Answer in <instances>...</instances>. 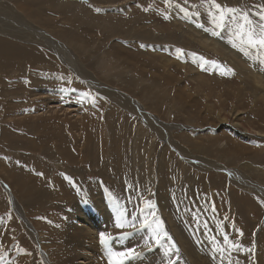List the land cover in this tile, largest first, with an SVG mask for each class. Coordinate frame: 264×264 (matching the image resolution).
<instances>
[{"label": "rangeland", "instance_id": "1", "mask_svg": "<svg viewBox=\"0 0 264 264\" xmlns=\"http://www.w3.org/2000/svg\"><path fill=\"white\" fill-rule=\"evenodd\" d=\"M16 1L0 16V264H264V52L197 42L234 29L222 14L259 39L264 0Z\"/></svg>", "mask_w": 264, "mask_h": 264}, {"label": "bare ground", "instance_id": "2", "mask_svg": "<svg viewBox=\"0 0 264 264\" xmlns=\"http://www.w3.org/2000/svg\"><path fill=\"white\" fill-rule=\"evenodd\" d=\"M43 0H35L34 2H37V3H41ZM46 2L48 1V0H45ZM54 1V0H53ZM56 1V0H55ZM27 2V1H26ZM25 2V3H26ZM30 2H31V0H30ZM24 3V2H23ZM19 4H21V2H19V1H14V4H11L13 7H11V5L10 4H8V3H5V2H3L2 0H0V16L1 15H5V13H9V14H14L15 13V11H16V9L19 7ZM172 8H174V7H172ZM171 10V9H170ZM128 11V10H127ZM33 12V9H32V11H30V15H32L33 16V14H31ZM171 12V11H170ZM177 13H178V10H177ZM176 15V14H175ZM174 17V18H173ZM172 18H173V20H175V18H177V17H175V16H172ZM15 19L19 22L20 21V19L18 18V17H14V19L12 18L11 19V21L13 22L12 24H11V27H8V29H9V31H11V35H13V34H17V35H19V33L23 30L24 32H26V29H27V27H25L21 22H19L18 24H16L15 22ZM224 20H226V21H230L231 22V25H233L232 27L234 28V29H231V28H225L224 30H222V36L223 37H221L220 39V41H219V43L217 42V40H219L218 38L216 39V37H214V38H210L209 36V38L210 39H208V38H206V39H203V40H200V41H197V42H199L198 44H200V45H204L205 43H204V41L205 42H207L208 43V46L207 47H209V48H211L212 49V51H214V52H218V53H220L221 55H224V52H223V50L225 51V49L227 50V49H231V51H230V53L231 54H234V53H236V50H238V49H236V48H238V47H236L238 44L239 45H241V44H243V45H241V46H248L247 44V41L245 42V40H244V38L245 39H247L248 37H247V33H248V31L246 32V30L243 32L242 30H239L240 32H242L243 33V37L241 38L240 37V35H237V34H235V29H238V26L240 27V25H237V22L235 23V20H233V19H231V18H226V17H224L223 18ZM172 20V19H171ZM206 20V19H205ZM182 22V21H181ZM229 22V23H230ZM178 24H180L179 22H177ZM183 23V22H182ZM189 23V22H188ZM190 25V24H189ZM237 25V26H236ZM191 26V25H190ZM243 26V25H242ZM185 27V26H184ZM188 27V26H187ZM26 28V29H25ZM248 28V27H247ZM5 29L6 28H4L3 30H1L0 32H4L5 31ZM188 29V28H187ZM190 29V28H189ZM30 30V29H29ZM38 30V29H37ZM37 30H33L34 32H37ZM40 30V29H39ZM181 30V29H180ZM183 30V29H182ZM194 31V30H193ZM32 32V31H31ZM185 32V31H184ZM28 33H30L29 31H28ZM33 33V32H32ZM38 33V32H37ZM186 33H188V32H186ZM210 33V32H209ZM36 34V33H35ZM35 34H34V36H35ZM39 35H41V36H43L42 35V33L40 32V33H38ZM37 34V35H38ZM17 35H15V36H17ZM31 35H33V34H31ZM188 35V34H187ZM191 34H189V36H190ZM195 35V34H194ZM246 35V36H245ZM40 37V36H39ZM191 37V36H190ZM198 37H199V35H198ZM202 37V36H201ZM204 37V36H203ZM213 37V36H212ZM42 38H45V36H43ZM193 38V37H192ZM253 38L254 39H256L257 38V36L255 35V33H253ZM196 39H197V37H196ZM200 39V38H199ZM191 40H193V39H191ZM198 40V39H197ZM257 40H258V38H257ZM154 42H156V41H154ZM194 42H196V41H194ZM196 42V43H197ZM233 45H235V46H233ZM252 46V45H251ZM204 47H205V45H204ZM234 47V48H233ZM256 47H258V49H261L263 52H264V46H261V45H259V46H256ZM246 50V49H245ZM259 51V50H258ZM175 52V51H174ZM251 53V55H252V51L250 52ZM254 54H255V51H254ZM251 55L249 56V57H251ZM259 55H261V54H259ZM263 55H264V53H263ZM239 56V55H238ZM248 56V55H247ZM246 56V57H247ZM256 56V55H255ZM188 57V56H187ZM248 57V58H249ZM185 58H186V56H185ZM233 58V57H232ZM236 58H237V55H236ZM236 58H234V62H235V59ZM242 58V57H241ZM248 58H247V60H248ZM260 58V57H259ZM186 59H188V58H186ZM244 59V58H243ZM242 59V60H243ZM237 60H238V58H237ZM3 63H5V61H2ZM189 62V61H188ZM233 62V61H232ZM252 62V61H251ZM258 62V61H257ZM238 63V62H237ZM193 64V63H192ZM239 64V63H238ZM242 64V63H241ZM253 64V63H252ZM186 65V64H185ZM239 66V65H238ZM254 66V65H253ZM260 67V66H259ZM258 69H260V71H262V70H264L263 68H258ZM197 70V69H196ZM257 71V70H256ZM260 71H258V75H261V73H260ZM196 72H198V71H196ZM256 73V72H255ZM254 73V74H255ZM198 75V73H195V75ZM201 76V75H200ZM165 78H167V79H172L173 77L171 76V75H165L164 76ZM169 77V78H168ZM192 78H194V76L192 75L191 76ZM198 77H199V75H198ZM263 78V77H262ZM259 80H260V78H258ZM204 80V79H203ZM257 80V79H256ZM259 80H257V81H259ZM168 81V80H167ZM206 81V80H205ZM262 81H263V79H262ZM254 83V82H253ZM259 83L261 84V80L259 81ZM258 83V84H259ZM264 85V84H263ZM258 86H260V85H258ZM263 89V88H262ZM179 91L182 93L183 92V88H180L179 87ZM250 92H251V94H252V97H254V96H256V91H253V90H250ZM264 93V92H263ZM258 94V93H257ZM116 95V94H115ZM261 95V94H260ZM262 96V95H261ZM117 97V96H116ZM123 101V100H122ZM125 102H128V101H125ZM128 103H130V102H128ZM127 103V104H128ZM131 104V103H130ZM129 105V104H128ZM132 105V104H131ZM133 107V106H132ZM156 124V123H155ZM232 128H233V131L234 132H236V133H240V134H242V135H254V134H256L254 131L253 132H251V131H249V129H244L243 131L242 130H237V128L236 127H244L243 126V124L238 120V121H236L234 124H232V126H231ZM239 134V135H240ZM257 134H258V132H257ZM261 134V136H264V134L263 133H260ZM241 135V136H242ZM243 137V136H242ZM258 137H260V136H258ZM22 210V209H21ZM23 211V210H22ZM21 211V212H22ZM20 213V212H19ZM23 213H24V211H23ZM121 221V220H120ZM29 225L31 226V229H32V231H34V239L37 241V243H39L38 241H39V230H37L36 229V227L33 225V223H31L30 221H29ZM122 227H123V225H122ZM153 241V240H152ZM156 241V240H155ZM154 241V242H155ZM231 243V242H230ZM42 246V245H41ZM164 246V245H163ZM127 247V246H126ZM120 249L121 248H119V251H120ZM186 254L188 255V257L191 259L193 256H194V254H191L190 252H186ZM198 255H196V258H198L197 257ZM47 257H48V261L49 262H51L52 263V260H50V258H49V256H48V254H47ZM166 257V256H165ZM182 257V256H181ZM168 258V257H167ZM200 258V257H199ZM198 258V259H199ZM162 259V258H161ZM207 259H208V257H207ZM133 264H139L137 261L135 262V260H136V258L135 257H133ZM160 262V261H159ZM167 262V261H166ZM187 262V261H186ZM197 262V261H196ZM81 263H84V260L83 261H81ZM181 263H183V262H181ZM53 264V263H52ZM125 264H131L130 262H128V263H125ZM180 264V263H179ZM186 264V263H185Z\"/></svg>", "mask_w": 264, "mask_h": 264}, {"label": "snow or ice", "instance_id": "3", "mask_svg": "<svg viewBox=\"0 0 264 264\" xmlns=\"http://www.w3.org/2000/svg\"><path fill=\"white\" fill-rule=\"evenodd\" d=\"M215 7H216L217 9H220V8H221V5H220V4H216ZM227 11H229V12H233V11H235V10H233V9H228ZM244 20H245L248 24H251V22L248 21L247 16L244 17ZM222 21H223V14H222V16H221V26H222ZM240 27L242 28L243 26L241 25ZM237 35H243V33L238 32ZM247 37H248V38H247V43H248V44L253 45V46H255L256 44H259V45H261V46H264V25L261 26V36H260V38H259L258 40L253 38V32H252V31H249V32L247 33ZM233 46H235V45H233ZM145 224H147V220H145V221L141 224V227H144ZM117 226H118V227L121 226L120 223H117ZM149 226H150V225H149ZM130 234H131V233H124L125 236L130 235ZM164 235L167 236V233H165ZM109 238H110V237H106L104 233H100V240H101L102 243H106L107 240H108ZM224 240H225L226 243L228 242V237H227V235H225ZM156 242L159 243V237H157V241H156ZM233 246H235V245H233ZM177 251H178V249H177ZM132 254H133V253H132V250H128L127 252H117V253H112V256H113V257H119V258H127L129 255H132Z\"/></svg>", "mask_w": 264, "mask_h": 264}]
</instances>
